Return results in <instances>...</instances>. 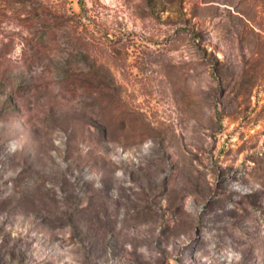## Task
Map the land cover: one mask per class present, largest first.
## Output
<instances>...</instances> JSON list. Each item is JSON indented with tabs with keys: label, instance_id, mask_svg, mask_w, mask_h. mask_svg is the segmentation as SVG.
<instances>
[{
	"label": "rangeland",
	"instance_id": "obj_1",
	"mask_svg": "<svg viewBox=\"0 0 264 264\" xmlns=\"http://www.w3.org/2000/svg\"><path fill=\"white\" fill-rule=\"evenodd\" d=\"M0 264H264V0H0Z\"/></svg>",
	"mask_w": 264,
	"mask_h": 264
}]
</instances>
